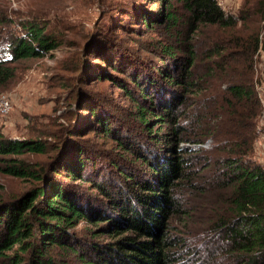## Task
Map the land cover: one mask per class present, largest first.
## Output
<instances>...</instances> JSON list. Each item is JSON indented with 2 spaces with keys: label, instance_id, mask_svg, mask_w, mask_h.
Segmentation results:
<instances>
[{
  "label": "trees",
  "instance_id": "1",
  "mask_svg": "<svg viewBox=\"0 0 264 264\" xmlns=\"http://www.w3.org/2000/svg\"><path fill=\"white\" fill-rule=\"evenodd\" d=\"M121 3L128 11L109 4L106 26L81 48L68 123L35 138L0 129V172L31 185L0 200V264H188L185 249H200L175 235L174 220L190 221L198 206L210 233L197 264H264L254 78L264 0H244L232 13L219 0ZM19 25L0 56V85L19 61L62 44L37 18ZM153 31L163 41L146 47L160 60L137 62L112 36ZM100 82L132 102L127 119L93 87ZM107 139L120 152L103 149ZM186 195L202 204L186 207Z\"/></svg>",
  "mask_w": 264,
  "mask_h": 264
},
{
  "label": "rangeland",
  "instance_id": "2",
  "mask_svg": "<svg viewBox=\"0 0 264 264\" xmlns=\"http://www.w3.org/2000/svg\"><path fill=\"white\" fill-rule=\"evenodd\" d=\"M104 1L107 3H103L102 0H0V56H6L5 51L10 36L22 33L19 22L24 19L37 18L46 23L51 32H60L62 42L58 49L43 58L19 61L16 64L15 77L6 85H0V100L5 98L11 105L7 115L0 114V129L6 136L35 138L44 133L56 132L68 123L67 119L70 117L66 116L72 114L69 109L76 105L78 95H76L75 83L77 82L78 64L82 57L81 48L88 40V34L95 38L101 28L106 26L108 22L106 12L109 11V4L122 8L121 12H127L128 10L121 2H130V0ZM243 1L219 0L226 12L231 13L239 12ZM118 8L115 9L119 10ZM3 19L7 21L4 22ZM260 25L264 27V20L260 22ZM129 34L127 32V35ZM160 34V31L157 33L153 31L148 35L134 34L132 37H126L127 39L122 42L118 34L113 33L112 36L115 42L119 41L122 46L126 47L127 53L138 55L136 56L137 62H145L146 59L160 60L153 47H146V45L155 44L156 41H163ZM113 45L117 47L116 43ZM256 59L257 57L254 56L255 62ZM254 70V78H256L257 70L256 68ZM93 87L100 89L106 97L112 96L114 102L119 104L117 105L120 110L119 114L125 116L126 119V115L134 111V105L118 86L100 82ZM157 128L156 126L154 130ZM209 144L206 143L205 147ZM100 146L103 149L120 152V149L114 148L116 143L113 139H107L106 143L100 142ZM47 158L43 155L33 157L34 160L41 162ZM256 159L264 160V150L256 151ZM30 186V183L0 172V200L22 193ZM184 198H188L185 199L188 202L185 205L186 207L190 205L191 209L202 204L199 199L190 195ZM200 198L205 201L204 197ZM198 207L200 209L197 208V212L192 213L193 218L190 221H187L185 217L174 220L175 235L188 239L192 246L191 251L200 249L198 254H192L188 248L185 249L183 261L188 264H195L199 255H205L202 251L205 248L202 240L210 233L203 224L208 219L205 207ZM82 226L83 224L79 227ZM208 244L209 241L205 245Z\"/></svg>",
  "mask_w": 264,
  "mask_h": 264
},
{
  "label": "built area",
  "instance_id": "3",
  "mask_svg": "<svg viewBox=\"0 0 264 264\" xmlns=\"http://www.w3.org/2000/svg\"><path fill=\"white\" fill-rule=\"evenodd\" d=\"M256 62L254 60V69L256 68L255 88L260 100L262 110L259 119V136L256 141V151L264 150V27L259 35V47L256 52ZM260 68V69H259ZM10 102L5 98L0 100V114L7 115L10 112ZM264 165V160H260Z\"/></svg>",
  "mask_w": 264,
  "mask_h": 264
}]
</instances>
